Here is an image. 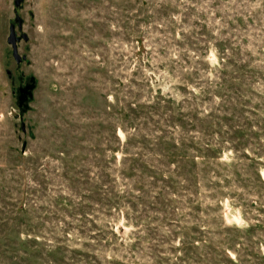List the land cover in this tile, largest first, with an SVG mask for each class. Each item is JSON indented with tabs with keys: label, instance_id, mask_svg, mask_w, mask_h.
<instances>
[{
	"label": "rangeland",
	"instance_id": "1",
	"mask_svg": "<svg viewBox=\"0 0 264 264\" xmlns=\"http://www.w3.org/2000/svg\"><path fill=\"white\" fill-rule=\"evenodd\" d=\"M14 1L0 0V264H264V0ZM167 98L230 123L177 132ZM129 104H150L165 137ZM192 158L226 176L220 194Z\"/></svg>",
	"mask_w": 264,
	"mask_h": 264
},
{
	"label": "trees",
	"instance_id": "2",
	"mask_svg": "<svg viewBox=\"0 0 264 264\" xmlns=\"http://www.w3.org/2000/svg\"><path fill=\"white\" fill-rule=\"evenodd\" d=\"M220 66H221V68H226V67H229V66L235 67V65H232L231 63H227V64L224 63L223 65L220 64ZM218 68L219 67L215 68L216 75H217L216 77L221 76L220 80L223 77L225 79L229 80V78H226V76H227L226 73L222 72V71L219 72ZM190 71L192 72L193 75L198 76L200 73L205 71V68H203L202 65H199V66L196 65V67L195 68H191ZM230 79H233V77H231ZM196 82H199V79ZM205 84L207 85V87H209V85H211V84H214L218 88H220L222 86L221 83H216V82H207V83L205 82ZM211 95H212V97H211ZM211 95H208L207 98H210L211 100H212V98L213 99H218L217 95H215V94H211ZM162 99H160V100H162ZM199 100H202V99H199ZM162 101H163L164 104L167 103V104L173 105L175 107V109H176V110H173V113H174V119L173 120H175L178 123L177 124L178 127H174V128H176L177 132H181V133L183 131L184 132H188V133L194 132L195 131L194 128L196 126H200L202 124H205L206 122H209V123L215 124V125H218V124L222 125L224 123H230V119L227 116H225V117L223 116V117L219 118V117H213L212 115L207 114L204 117L198 118V117H196V115H190V114H188L189 111L181 103L174 102V100L172 98H167V99L162 100ZM212 102H214V101H212ZM222 105H224V103H222ZM126 108L128 110H131V111H136L137 109H142L143 110V112L141 113V116L139 118L133 117V119H135V120L137 119V121H138V124L136 125V127L141 126L142 128H146L148 125L151 126L153 128V130H151L149 135H151L154 139H159V138L165 137V135L168 133L166 129H161L159 127V123L162 120L158 119V115L155 114V109L152 106H150V104H146L144 106H140V107H137V108L134 106V104H129L128 106H126ZM212 109L216 110L215 108H212ZM130 114H131V112H130ZM128 117L130 119L132 118L130 116H128ZM209 118H211V119H209ZM234 129L235 128L233 126L229 125L227 127V129L225 130V132L235 133L236 131ZM134 131H135V128H134ZM171 131H173V130L171 129ZM215 135L219 137V132L217 134H215ZM204 145H208V144H204ZM172 147L173 146H171L170 149ZM209 149H210L209 146L206 147V150H209ZM169 150H167V156L165 157V160H166L165 161V164H166L165 172L169 173L173 177V179L170 181L172 183L171 185L179 186L181 188V190L188 191L187 188L190 186V184H189L190 180L188 178H186V177L176 175V170L184 169L185 166L179 164L177 160L174 161V163L172 161H170L171 153L169 152ZM156 155L161 157L160 153H157ZM162 158H164V157H162ZM245 159H247L249 161V158L248 157L246 158V156H245ZM188 162L191 164L190 166L193 168L192 170L190 169V171L195 172L194 173L195 176L193 178L195 181H196V174L197 173H201L202 177H203V178H201V181L202 182L203 181L206 182L209 185V188L215 194H220L221 193V191H222L221 188L222 187L220 186V184L221 183H225L224 178L226 176H220V175L214 174L213 178H217L218 181L217 182H212L210 179L206 178L207 173L210 170H208V168L201 167L198 164V163H200L203 166V165L206 164L205 162H200L198 160H194L193 158L189 159ZM237 163H239V161L234 163V165H232V166L237 168L236 167ZM160 165H162V164H160ZM153 168H155L156 170L160 169V168H156L155 166ZM161 172H163V171H161ZM186 172H188V170ZM257 172H258V169H257ZM224 173H226L225 170H224ZM189 178H191V176ZM235 178H236V182L233 181L234 185L238 186V185H236V183H238L239 186H241L240 185L241 183L238 180V178L236 176H235ZM174 181H176L178 183H176L174 185ZM197 185L198 184L194 182L193 186H197ZM260 187H264V181L260 180V178L258 176V173H256L255 174V178H253V182H252V191H256V189H259ZM234 195H235L234 198H232V199L230 198V200H231V202L233 204H238V208H240L242 206L244 208L245 207H249V205L252 206V205H255V203H256L254 200L246 201V199L242 198L243 197L242 194H234ZM128 197L131 199V201L127 200L130 204L132 203V199L133 200L137 199V196L134 197L132 195H129ZM191 202H194V201L191 200ZM118 205L120 206L119 203H118ZM16 208H17L18 211H20V209H21L20 206H18ZM258 216L259 215L256 214L254 217H258ZM60 224H63V222L61 221ZM59 231L63 232L61 230H59Z\"/></svg>",
	"mask_w": 264,
	"mask_h": 264
},
{
	"label": "water",
	"instance_id": "3",
	"mask_svg": "<svg viewBox=\"0 0 264 264\" xmlns=\"http://www.w3.org/2000/svg\"><path fill=\"white\" fill-rule=\"evenodd\" d=\"M22 0H15L13 5L15 7H17L20 2ZM14 22L16 23V25L18 26L20 24V21L18 18H14ZM19 40H23L25 41L26 40V36L22 35L20 38L16 37L15 36V33H14V26L12 24H10L8 26V34H7V38H6V44L9 46L10 48V55H11V58L13 60V62L15 64H19L21 61L24 60L23 57L19 56L18 53H17V48H16V44ZM32 85H27V86H24L23 88L19 89V93L21 94V98L19 99V105L20 103L23 101L24 97L28 94L29 95V91L32 89Z\"/></svg>",
	"mask_w": 264,
	"mask_h": 264
},
{
	"label": "flooded vegetation",
	"instance_id": "4",
	"mask_svg": "<svg viewBox=\"0 0 264 264\" xmlns=\"http://www.w3.org/2000/svg\"><path fill=\"white\" fill-rule=\"evenodd\" d=\"M16 36V35H15ZM21 89V88H20Z\"/></svg>",
	"mask_w": 264,
	"mask_h": 264
}]
</instances>
